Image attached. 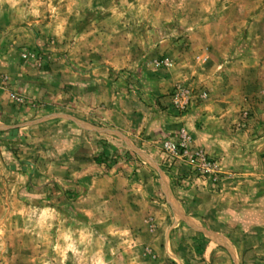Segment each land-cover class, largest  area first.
I'll use <instances>...</instances> for the list:
<instances>
[{
	"label": "rangeland",
	"instance_id": "rangeland-1",
	"mask_svg": "<svg viewBox=\"0 0 264 264\" xmlns=\"http://www.w3.org/2000/svg\"><path fill=\"white\" fill-rule=\"evenodd\" d=\"M0 13L8 15L13 27H28L43 37L35 48L18 52L39 70L65 60L66 50L59 46L73 44L75 59L79 55L86 64H112L111 76L129 88H140L141 79L169 82L178 74L196 79L170 90L168 108L177 116L205 108L212 99L206 84L211 81L236 91L215 107V116L238 119L231 127L240 131L248 129L246 121L264 119V0H0ZM27 53L32 57L23 59ZM207 74L205 83L202 75ZM2 83L14 106L41 112L44 103L11 89L7 76ZM179 88L192 92L185 111L173 106ZM10 92L24 101H13ZM181 131L186 133L182 129L177 136ZM175 141L162 142L170 167L178 161L164 146ZM191 148L219 165L204 149ZM10 152L0 150V264H181L175 257L182 256L179 251L164 254L165 242L153 235L152 220L139 221L136 209L124 213L129 207L124 208L120 196L113 211L103 184L92 191L70 180L61 185L50 178L51 172ZM219 175L216 188L190 172L177 185L181 191L202 185L216 193L225 176Z\"/></svg>",
	"mask_w": 264,
	"mask_h": 264
},
{
	"label": "crops",
	"instance_id": "crops-1",
	"mask_svg": "<svg viewBox=\"0 0 264 264\" xmlns=\"http://www.w3.org/2000/svg\"><path fill=\"white\" fill-rule=\"evenodd\" d=\"M8 18L0 13V132L16 136L9 141L17 143L18 158H29L61 185L70 180L92 191L103 184L113 211L120 196L129 207L124 213L136 209L139 221L152 220L164 254L179 251L181 264H264V119L246 121L248 129L240 131L231 127L238 119L213 114L234 86L206 83L208 74L202 75L212 99L177 116L168 108L170 90L196 79L178 74L169 82L141 79L140 88H129L111 76L112 64H86L85 57L75 59L73 44L64 43L65 60L39 70L18 52L35 48L43 37L13 27ZM3 76L11 89L44 103L41 112L14 106ZM182 129L191 147L219 161L225 176L218 192L202 185L178 188L177 179L189 170L178 162L169 166L162 142L175 141ZM99 155L100 165L93 161Z\"/></svg>",
	"mask_w": 264,
	"mask_h": 264
},
{
	"label": "built area",
	"instance_id": "built-area-1",
	"mask_svg": "<svg viewBox=\"0 0 264 264\" xmlns=\"http://www.w3.org/2000/svg\"><path fill=\"white\" fill-rule=\"evenodd\" d=\"M23 59H30L31 54H24ZM192 92L185 89H177L172 96L173 106L177 111H185L191 100ZM203 96V95H202ZM10 98L15 102H23L24 97L10 92ZM175 142L166 143L164 150L167 155L181 164H184L194 178H200L208 183L211 187L216 188L221 174V169L218 164L212 161L202 150L192 149L189 145L190 137L183 131L177 136Z\"/></svg>",
	"mask_w": 264,
	"mask_h": 264
},
{
	"label": "trees",
	"instance_id": "trees-1",
	"mask_svg": "<svg viewBox=\"0 0 264 264\" xmlns=\"http://www.w3.org/2000/svg\"><path fill=\"white\" fill-rule=\"evenodd\" d=\"M13 139V138H16V136L15 137H13L12 135H9L8 137H6L4 134H3V132H0V147L4 150V151H6V150H11V155L13 154V153H16V151H17V147H18V145H17V143H15V142H10L9 140L10 139ZM6 143V144H5ZM104 157L102 156V155H99V156H95V157H93V161L96 163V164H98V165H100V164H102V162H103V159Z\"/></svg>",
	"mask_w": 264,
	"mask_h": 264
}]
</instances>
